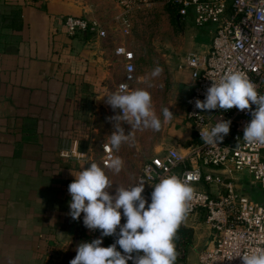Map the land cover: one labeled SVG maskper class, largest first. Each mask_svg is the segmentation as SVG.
I'll list each match as a JSON object with an SVG mask.
<instances>
[{"label":"crops","instance_id":"obj_1","mask_svg":"<svg viewBox=\"0 0 264 264\" xmlns=\"http://www.w3.org/2000/svg\"><path fill=\"white\" fill-rule=\"evenodd\" d=\"M172 10L175 19L164 23L157 42H137L133 36L146 19L134 13L125 34L116 0H0V264H47L64 241L74 221L68 185L88 167L95 120L118 114L101 97L125 81L118 47L134 52L136 70L144 52L164 51L172 110L185 119L192 80L178 66L186 54L210 47L215 26H196L192 9L185 16ZM65 16L99 22L105 36H68ZM181 134L184 141L171 140L167 150L185 155L195 139L188 130ZM185 222L180 226L190 227Z\"/></svg>","mask_w":264,"mask_h":264},{"label":"built area","instance_id":"obj_2","mask_svg":"<svg viewBox=\"0 0 264 264\" xmlns=\"http://www.w3.org/2000/svg\"><path fill=\"white\" fill-rule=\"evenodd\" d=\"M155 1L116 0L121 10L118 19L122 31L129 34L133 14L152 7ZM170 4L178 8L180 16L192 9L198 27L215 26L210 47L206 51L186 54L178 66L189 71L192 80L185 101V119L195 141L185 155L167 150L147 160L130 185L144 180L142 195L150 200L152 185L166 176L176 175L190 184L194 188V199L184 220L205 216L212 237L200 251L199 263L242 264L241 257L235 256L238 253L264 250V145H252L242 139L243 129L251 120L250 113L256 105L246 110H238L235 106L228 110H200L194 107V102L205 98L211 79H218L230 69L244 71L258 92L264 93V0H231L230 10L227 0H170ZM64 26L70 37L85 33L105 36L99 22L84 17L65 16ZM116 53L125 62L126 78L121 83L133 89L135 55L125 47H118ZM117 111L120 113V109ZM220 120L231 121L229 133L217 146L205 144L200 127L211 128ZM102 152L107 163L114 157L106 145ZM248 176L250 186L243 188L240 178ZM248 188L262 195L260 201L247 195ZM93 232L100 233V230ZM105 238L110 245L116 236ZM128 264L133 261L129 260Z\"/></svg>","mask_w":264,"mask_h":264},{"label":"clouds","instance_id":"obj_3","mask_svg":"<svg viewBox=\"0 0 264 264\" xmlns=\"http://www.w3.org/2000/svg\"><path fill=\"white\" fill-rule=\"evenodd\" d=\"M161 71L157 65L151 76L156 77ZM211 80L205 98L196 99L194 107L228 110L235 106L238 110H246L256 105L250 113L251 120L243 129L242 139L252 145H264V93L258 92L257 86L242 70L230 69ZM101 97H107L106 103L113 110L120 109V113L110 118L115 123L114 130L107 136V146L113 150H118L122 144L134 143V129L159 131L162 122L174 116L169 106L163 107L158 116L149 91L129 89L124 83L119 84L116 91ZM122 121L131 125L128 134L121 126ZM230 124L229 120H220L211 128L200 127L202 141L217 146L229 133ZM107 167L119 173L124 162L115 156ZM145 174H148L147 168ZM73 175L75 179L67 189L71 197L69 215L75 220L83 213L84 226L100 230V236L78 244L76 255L69 264H128L129 260L133 264H175L174 237L194 199V188L190 184L176 175L166 176L152 185L150 200H147L142 195L144 180L129 187L117 186L110 194L112 186L105 168L95 162ZM113 235L116 236L114 243L102 246L103 237ZM133 253L142 254L133 256ZM235 256L241 257L242 264H264V250L252 249Z\"/></svg>","mask_w":264,"mask_h":264},{"label":"rangeland","instance_id":"obj_4","mask_svg":"<svg viewBox=\"0 0 264 264\" xmlns=\"http://www.w3.org/2000/svg\"><path fill=\"white\" fill-rule=\"evenodd\" d=\"M170 7V5L167 8H156L152 6L136 11V13L140 12L139 15L141 18L146 20L139 25V33L136 31L137 33L135 32L133 39L137 42H157L158 38H160V31L164 23L174 21L175 19V11ZM166 13H169V18H166ZM163 55L164 51L160 52L159 50L152 52V54L151 52H144V55L141 56L142 68L140 67L139 70L135 71V80L132 86L133 89L143 88L150 92L153 107L158 116H160V110L167 106H169V110L174 116L169 121L162 122V127L159 131H152L151 129H134V143L122 144L118 150H113L108 146L113 156L121 157L124 162V167L119 173H114L107 167L108 163L105 162L102 152V147L104 145L107 146V136L114 130L113 124L115 121L110 118L114 117L116 114L110 111L105 115L97 117L95 120L94 141L90 148L89 163L95 162L99 166L105 168L112 186V188L109 189L110 194L115 192L117 186L127 187L130 185L147 160L167 150L171 140L176 139L177 141H184L180 139L179 137L181 136L178 137V135H182L181 132L185 130L190 131L189 125L185 124L187 121L184 119V114H182L180 110H172V106L174 105V90L171 84V71L164 65ZM151 65H153L154 68L158 65L162 69L158 76H151ZM161 119H163L162 116ZM121 126L124 128L125 134L131 131V125L127 122L122 121ZM249 180L251 181L249 176L246 177V179L243 177L240 178V181H242L240 184L242 183L241 185L243 188L250 186V184L248 185ZM246 193L256 202L260 201L262 198V195L255 189L251 190L248 188ZM66 212L64 209L63 214ZM82 217L83 213L81 214V218L75 219L74 221L72 220V225L67 227L65 232L62 233L64 241L60 246L58 245L59 249H57L58 251L55 257L52 258L50 262L48 261L47 264H69L70 260L76 255L75 250L78 244L83 241H91L100 236V233H94L93 230L84 226ZM205 218V216L201 218H188L187 220L190 223L185 222V224H190V227H185L175 234L174 243L175 246L180 249L175 263L200 264V251L212 241ZM102 246H108L105 237H103Z\"/></svg>","mask_w":264,"mask_h":264},{"label":"trees","instance_id":"obj_5","mask_svg":"<svg viewBox=\"0 0 264 264\" xmlns=\"http://www.w3.org/2000/svg\"><path fill=\"white\" fill-rule=\"evenodd\" d=\"M171 7L173 8V9H175V10H177L178 8L176 7V6H173V5H171ZM14 17H13V21H15L16 20V16L15 15H13ZM3 19H4V17H3ZM15 22L12 24H10V26H15ZM181 229H183L181 226H179L178 227V229H177V231H176V233H178V232H180L181 231ZM109 245V244H108ZM180 249L178 248V247H176V251L178 252Z\"/></svg>","mask_w":264,"mask_h":264}]
</instances>
